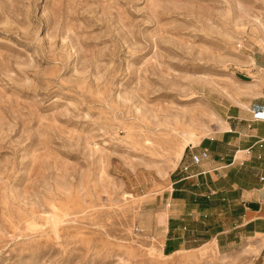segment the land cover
<instances>
[{"label":"rangeland","instance_id":"obj_1","mask_svg":"<svg viewBox=\"0 0 264 264\" xmlns=\"http://www.w3.org/2000/svg\"><path fill=\"white\" fill-rule=\"evenodd\" d=\"M260 63L264 0H0V264H264L138 223Z\"/></svg>","mask_w":264,"mask_h":264},{"label":"crops","instance_id":"obj_2","mask_svg":"<svg viewBox=\"0 0 264 264\" xmlns=\"http://www.w3.org/2000/svg\"><path fill=\"white\" fill-rule=\"evenodd\" d=\"M248 94L225 106L224 129L187 147L165 187L140 208L141 233L173 255L208 242L219 248L249 243L264 257V63ZM208 149L200 164L192 153ZM187 152V154H186Z\"/></svg>","mask_w":264,"mask_h":264},{"label":"built area","instance_id":"obj_3","mask_svg":"<svg viewBox=\"0 0 264 264\" xmlns=\"http://www.w3.org/2000/svg\"><path fill=\"white\" fill-rule=\"evenodd\" d=\"M253 117L256 119L264 120V110H256L254 111ZM210 157V152L206 148L201 153H192L191 158L192 162L195 164H200L202 160L208 159Z\"/></svg>","mask_w":264,"mask_h":264},{"label":"bare ground","instance_id":"obj_4","mask_svg":"<svg viewBox=\"0 0 264 264\" xmlns=\"http://www.w3.org/2000/svg\"><path fill=\"white\" fill-rule=\"evenodd\" d=\"M196 134L195 133H187L185 136H184V145H183V147L181 148V150H180V153L178 154V155H181L182 154V152H184V149H186L185 147H186V145H188L189 143H197L198 142V140L196 139ZM182 157V156H181ZM180 158V157H179Z\"/></svg>","mask_w":264,"mask_h":264}]
</instances>
